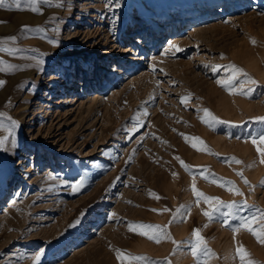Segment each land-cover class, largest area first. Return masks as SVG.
<instances>
[{"label":"rangeland","instance_id":"374dc122","mask_svg":"<svg viewBox=\"0 0 264 264\" xmlns=\"http://www.w3.org/2000/svg\"><path fill=\"white\" fill-rule=\"evenodd\" d=\"M62 2L35 13L26 0L20 8L14 0L0 6V47L18 49L15 55L0 51V60L20 66L0 71L6 81L0 135L9 137L0 150V264H142L127 256L118 260L115 249L158 264L165 258L197 264L191 254L197 228L216 253L207 264H241L238 245L247 259L264 264V244L246 229L233 231L240 217L264 210V163L257 151L264 145L250 139L264 131V123L253 119L264 116V0H114L119 7L111 0ZM24 14L29 17L22 20ZM75 31L77 42H68ZM10 36L16 39H4ZM39 37L51 47L64 44L68 56L51 51L47 58L32 50L30 40ZM106 40L107 49L114 46L110 56ZM117 59L123 61L114 77L109 72ZM32 61L41 65L38 74ZM229 64L258 82L248 85V77L239 76L236 86L245 83L248 95L230 94L216 83L231 74ZM213 65L221 67L213 72ZM94 69L99 83L106 77L112 88L98 92ZM69 84L80 91H69ZM203 109L230 123H203ZM52 111L60 117L50 119ZM50 126L56 138H45ZM81 178L79 191L65 183ZM193 182L208 196L237 201L238 209L225 217L228 209L221 207L209 220L202 212L209 205L197 204ZM229 182L243 196L228 191ZM137 224L164 226L172 239L157 243ZM40 249L44 254L36 261Z\"/></svg>","mask_w":264,"mask_h":264},{"label":"snow or ice","instance_id":"6c2138e0","mask_svg":"<svg viewBox=\"0 0 264 264\" xmlns=\"http://www.w3.org/2000/svg\"><path fill=\"white\" fill-rule=\"evenodd\" d=\"M6 0H0V6H3L5 4ZM58 3L59 6H63L62 0H26V6L29 7L30 11L32 12H41L42 11V5L46 4H52V3ZM14 6L16 8L21 7V0H14ZM110 6L114 7H119V4L114 3V0H111ZM28 25H23L22 28H27ZM6 40H15V36H10L4 38ZM255 41H253L254 43ZM175 48L176 51H180L178 46L169 44V49ZM0 51L2 52H8L12 55H15L18 49L14 48H9V47H0ZM0 65H3V67H0V71H12L17 67H20L19 65L15 64H10L7 63L4 60H0ZM221 66L219 65H213L211 70L213 72H217L218 68ZM227 69L230 70V75L226 79H218L216 83L218 85H221L224 87L227 91H229L230 94L234 93H239L243 95H248V92L244 91L245 88V83H240L239 87L236 86V81H238V78L240 75H244L245 77H248V74L244 72L242 68H239L235 64H229L227 65ZM6 81L0 80V87H2ZM246 83L248 85H254L258 83L257 81L253 80L251 77L247 78ZM190 95L181 97V101L185 102L188 99H190ZM204 115L200 117L203 123L208 124V125H213V124H227L230 123L229 121H224L216 117L211 113L210 110L208 109H203ZM5 113L0 112V117L4 116ZM11 120V117H9ZM253 119L258 120L262 123H264V116L260 117H254ZM12 124L14 126H18V122L15 120H11ZM2 127V125H0ZM129 131H136L135 127L132 129H129ZM9 137L7 135H0V150L4 149L6 147L7 141ZM186 140L190 139L189 137H185ZM193 140H199L198 137H193L191 138ZM250 139L251 142L254 145H264V131H262L260 134L257 136H251L250 134ZM193 147H195V144H193ZM210 151V150H209ZM257 151L260 153L261 157V163H264V147L257 146ZM131 159V157H129ZM177 160L180 161L181 165L187 169L189 166L184 163L182 159L179 157H176ZM236 163H242V161H239L236 158H232ZM238 175H240L243 179L244 182L247 184L249 181L243 177L242 172H238ZM175 176L176 173H173ZM207 178V177H205ZM65 183H69V186L71 187L72 191H79V189L83 186V178L75 180L74 182H68L65 181ZM233 186L228 188V191L233 192L236 195L243 196V193L240 191L239 188L235 187L234 182H229ZM264 183V181H262ZM191 190L193 191L195 197H196V202L197 204L200 203L201 200H203L205 203H208L209 207L208 210H203V215L208 217L209 220L213 218L215 213L219 212L221 207H226L228 211L224 213L225 217H229L233 214V210L238 209V202L237 201H231V202H225L221 200L219 197L215 196H208L205 193L199 191L195 183L191 185ZM240 204H243L244 206H247V200H243L239 202ZM153 211H158V210H153ZM163 211H167V209H163ZM257 211L260 213V215L257 217L256 215L248 216V217H240V224L238 227L234 228V232H239L240 229H246L247 231L251 232L257 239V241L261 244H264V210H260L257 207ZM224 224H228V219H224L223 221ZM253 224H257V228H253ZM207 225H205L206 227ZM130 230H135L132 228V224L130 222L129 224ZM136 228L138 229H144L147 228L150 230V232H141V235L148 236L149 239L155 240L157 243L160 242V239H172L171 235L165 231L164 226L160 225H145V224H137ZM193 236L195 238L194 242L191 245V254L194 258H196L197 264H207V261L210 257L215 256L216 253H214L210 248H208L207 243L204 239V237L201 235V231L199 228L193 230ZM173 244H177L178 242L175 240H172ZM116 252V258L118 260L123 261L125 256L132 260H136L139 262H142V264H158L157 261L152 260L151 258L143 255H133L131 253H125L124 250L121 249H115ZM44 254V249H40L35 253L34 259L36 261H39L41 256ZM236 254L239 256L241 264H259L258 261H254L251 259H247V257L250 255L246 249L243 247V245H238L236 248ZM162 264H171L170 261L165 258V261L162 262Z\"/></svg>","mask_w":264,"mask_h":264},{"label":"bare ground","instance_id":"6f19581e","mask_svg":"<svg viewBox=\"0 0 264 264\" xmlns=\"http://www.w3.org/2000/svg\"><path fill=\"white\" fill-rule=\"evenodd\" d=\"M58 8H60V7H58ZM221 12V11H220ZM61 14V13H60ZM84 16V15H83ZM27 17H29L27 14H24L23 15V17H22V20H25ZM80 17H82V15L80 14ZM20 18V17H19ZM31 18V17H30ZM41 18H43V17H41ZM41 18H40V20H41ZM39 19V18H38ZM82 20V19H81ZM79 21H80V19H79ZM175 28V30L178 28V26L175 24V25H173V29ZM46 29V28H45ZM49 30H50V28H49ZM76 30V29H75ZM138 31V30H137ZM83 34H86L85 36L86 37H90V35L88 34V33H83ZM44 35V34H43ZM78 36H80V33L79 32H77V31H75V33H73V34H71L70 33V36H69V38L67 39V41L68 42H77V38H78ZM33 44V46H32V50H35V51H37V52H41V53H45V56H47V58H49L48 56L50 55H48L47 53H49V52H51L52 51V54H53V56H55L57 53H59V52H61L60 53V55L62 56L61 58H66L68 55L66 54V53H69L70 51L65 47V45L64 44H59V45H55L54 47H51L52 45H50L49 43H47V41H46V39H44L43 37H39V39H31L30 40V42H29V44ZM56 43V42H55ZM25 44H27V42H25ZM28 46V45H27ZM30 46V45H29ZM95 47L96 46H94L93 47V51H95ZM109 46L107 45V40L105 41V43H104V47H103V49H104V53H108V55L110 56L112 53H114V50H113V48H114V46L112 47V49L110 50V49H107ZM155 50V49H154ZM122 52H123V54L125 53V51L126 50H124V49H122L121 50ZM96 52V51H95ZM123 57V56H122ZM106 60V59H105ZM123 61V59H117V61H115V63L113 64V67L111 68V70H110V72H109V74L111 75V76H118L117 75V73L118 72H120L119 70H120V68H119V65H122V64H119L118 65V61ZM36 61H32L31 62V64H33V65H35L36 66V68H34L35 69V73H39V68H40V66L41 65H39L37 62H36V64H34ZM62 64H64L63 66V70L64 69H67L68 67H67V65H68V61L67 60H63L62 61ZM66 64V65H65ZM58 67V66H57ZM57 67H56V71L57 72H59L60 71V67L57 69ZM121 67V66H120ZM32 68V67H31ZM31 73L32 72H30V71H27V72H24V75H27V76H29L30 77V75H31ZM61 73V72H60ZM60 73H57V76H58V74H60ZM63 74V73H62ZM67 74L68 73H64L63 75H64V78H67L68 79V76H67ZM100 75V73L98 74V72L94 69V72H93V76L95 77V79L94 80H96V82H97V86L99 87V90H98V92L99 91H101V92H103V91H105V89H108V88H112V87H109V85L111 84L110 82H108V78L106 79V77H105V80L103 81L104 83L103 84H101V83H99L100 81H99V76ZM102 75V74H101ZM120 75V74H119ZM40 76V75H39ZM63 77V76H62ZM84 77H85V75H84ZM110 78V77H109ZM113 78V77H112ZM111 79V78H110ZM59 80H61V81H63L62 80V78H60ZM85 80V79H84ZM90 80V79H89ZM88 80V81H89ZM113 80H116V79H114L113 78ZM87 81V80H86ZM57 82H58V80H56V79H54V81L50 84V86H51V88H52V90H54L55 89V87H56V85H57ZM16 83V81H14V79H12V83H11V85H10V88H12V92H13V98L12 99H17V97L19 96V91H20V89H19V87L17 86L16 87V89H15V84ZM66 83V82H65ZM80 85H83L84 83L82 82V83H79ZM114 85V84H113ZM67 87L69 88V91H71V89H72V91H75L76 90V88H73L72 87V85L71 84H69V85H67ZM13 89H14V91H13ZM51 90V91H52ZM80 90H76V92H79ZM66 92V91H65ZM68 95V94H67ZM48 96H51V93H49L48 94ZM70 96V95H69ZM7 97V96H6ZM8 98V97H7ZM6 98V99H7ZM52 98V97H51ZM70 98V97H69ZM98 98V97H97ZM47 101H49V99H47ZM69 101H72V99L71 100H69ZM68 102V101H67ZM48 109H47V111L49 110V112H51L50 110H51V108L50 107H47ZM57 113V112H56ZM59 114V113H58ZM60 115V114H59ZM59 115H55V114H53V111H52V113L49 115V118L51 119V118H59L60 116ZM53 127L52 126H50L47 130H48V133H47V135H46V137L45 138H56L55 136L56 135H54L53 134V129H52ZM227 129H228V127H227ZM35 150H36V148H35ZM37 152V151H36ZM16 196V195H15ZM2 199V198H1ZM9 201L11 200V202L9 203V205H13L14 203H16L15 202V199H14V197H11V199L9 198L8 199ZM2 200H0V202H1Z\"/></svg>","mask_w":264,"mask_h":264}]
</instances>
